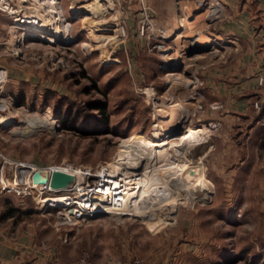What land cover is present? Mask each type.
<instances>
[{
    "label": "rangeland",
    "instance_id": "rangeland-1",
    "mask_svg": "<svg viewBox=\"0 0 264 264\" xmlns=\"http://www.w3.org/2000/svg\"><path fill=\"white\" fill-rule=\"evenodd\" d=\"M28 1L44 25L25 20L24 25L36 30L15 29L13 18L4 14L0 66L31 68L37 80L60 84L66 95L42 88L26 95L24 104L17 103L23 109L16 114H0V153L41 167L69 162L92 170L114 169L103 171L100 183L122 181L119 171L131 176L128 183L139 181L148 174L143 171L151 169L157 176L139 209L100 213L75 223H63L58 207H46L29 195L0 192V208H14V220L42 226V237L56 246L62 260L82 251L97 260L102 250L101 263L115 258L111 230L131 226L139 237L137 249L153 245L156 255L166 249L169 264H264V251L254 245L260 234L243 212L246 200L222 196L207 180L217 130L208 127L212 120L202 117L204 106L197 105L203 101L199 67L214 57L213 46L200 47L193 38L178 36L186 20L175 25V32L156 23L152 0H51V5ZM93 3L99 6L95 11L88 8ZM41 33L55 41L42 39ZM11 88L6 81L3 91L14 98L22 90L11 93ZM93 101L104 106L103 115L88 108ZM33 111H50L56 121L14 130ZM58 111L70 114L64 119ZM184 136L194 142L175 150L162 164L148 160L145 152H135L146 164L133 170L135 159L124 153L138 147V141L161 149L162 139ZM183 150L189 155L182 156ZM120 160L125 163L119 164ZM174 164L195 170L178 176L170 173ZM200 180L207 192L193 186Z\"/></svg>",
    "mask_w": 264,
    "mask_h": 264
},
{
    "label": "crops",
    "instance_id": "crops-1",
    "mask_svg": "<svg viewBox=\"0 0 264 264\" xmlns=\"http://www.w3.org/2000/svg\"><path fill=\"white\" fill-rule=\"evenodd\" d=\"M201 1L152 0L154 21L175 32V25L186 20L178 36L193 38L200 47L213 46L214 57L199 67L204 106L201 116L219 122L212 140L207 165L211 175L207 180L222 196L246 200L243 212L252 229L260 234L254 245L264 251V82H257V74H264V0H218L220 10L214 15L201 8ZM3 17L0 12V22ZM0 34L2 37L1 29ZM6 71L12 86L9 91L22 88L23 104L26 95L42 88L62 94L60 84L37 80L31 68ZM255 101L259 108L253 107ZM212 103L220 107L210 109ZM6 209L0 208V264H57L72 260L60 258L56 246L42 237V226L27 219L14 220L13 213L3 216ZM126 227L111 230L110 244L116 245L114 256L140 257L142 252L144 264H169L166 249L158 255L153 245L137 249L139 237L132 234L131 226ZM104 252L97 260L91 255L93 264L105 260Z\"/></svg>",
    "mask_w": 264,
    "mask_h": 264
},
{
    "label": "built area",
    "instance_id": "built-area-1",
    "mask_svg": "<svg viewBox=\"0 0 264 264\" xmlns=\"http://www.w3.org/2000/svg\"><path fill=\"white\" fill-rule=\"evenodd\" d=\"M49 1L51 0H40L41 5H51ZM28 4V0H0V12L13 18L14 25L12 27L15 29L24 28L21 22H17L19 18L21 20L26 17L31 21L42 23L39 15L35 11L30 10ZM200 6L207 10L208 15L217 14L220 10L218 0H202ZM48 12L52 13V9H48ZM145 19L148 20L146 13ZM24 30L27 31L29 29L24 28ZM3 44L4 40L0 34V45ZM56 62L62 66V60L58 59ZM6 81V68L0 66V114L11 116L16 114L18 109H23V106L17 104L13 96L3 91ZM257 82L259 85L263 84V73L257 74ZM199 97L201 98V94H199ZM197 106L199 109L203 108L200 102H198ZM219 107L220 105L217 103L209 104L210 109ZM253 107L259 108V103L257 101L253 102ZM207 125L210 129L215 130L219 127V122L212 120ZM261 125L264 126V119L261 121ZM36 170L48 177H50L52 171L56 170L71 174L73 179L67 187L53 189L50 187L49 181L45 183L33 182L32 174ZM103 171L111 172L114 169L101 167L99 170H92L89 167L76 166L69 162L41 167L31 162L8 159L0 153V192L6 191L16 196L29 195L38 198L37 201L43 203L46 207H58L59 217L63 220V223H75L100 213L106 214L107 209H112L113 213H118L122 209L120 203L123 200V196L128 193L127 183L131 181V176L119 171L120 175L117 177L121 178L122 181L110 179V182L103 184L98 181L99 175ZM115 171L117 172V170ZM112 174L117 175V173ZM47 198L52 200L44 201ZM55 198L62 200L55 202ZM57 264H93V261L89 252L82 251L75 259L58 262ZM102 264H144V261L140 257H115L108 259Z\"/></svg>",
    "mask_w": 264,
    "mask_h": 264
},
{
    "label": "bare ground",
    "instance_id": "bare-ground-1",
    "mask_svg": "<svg viewBox=\"0 0 264 264\" xmlns=\"http://www.w3.org/2000/svg\"><path fill=\"white\" fill-rule=\"evenodd\" d=\"M54 1L55 0H52L51 2L55 3L56 1L55 2ZM96 3H93L90 6L88 5V8L90 10L95 11L99 7ZM98 11H99V9H98ZM60 16H61V14L58 13L55 18H59ZM25 20L29 21L30 19H27L26 17H24L23 19L20 20V18H19L17 22H21V24L24 25L23 22ZM29 22L32 23L34 21H29ZM37 23H39V22H37ZM40 24L44 25L43 23H40ZM27 25L28 24L25 23V25L22 27L27 28L31 31L36 30V29L30 28L29 25L28 26ZM24 28H22V29L24 30ZM40 28L46 29L43 26H40ZM40 36L42 39H44L48 42H54L55 41L54 38L51 37L49 34L41 33ZM55 121L56 120L54 119V117L52 116L50 111H46V112H42V113H40L38 111H33V112L28 113L25 120L23 121V124L14 127V130H22V131L24 130L25 131V130H28L29 127L37 126L40 123L46 124V125L47 124L52 125L55 123ZM138 142H140L141 144L138 147L132 148V150H130V149L127 150L126 148H124V149H126V150H124L125 156L134 158L136 161L134 166H132V167L130 166L133 170L142 168V166H144V163H145V162H143V160H140V159H138V157H136L135 152H145L148 160H150L151 162L162 164V163H165L167 158L173 157V155H174L173 153L175 150H177L178 148L184 149V147L186 145L192 144L194 142V138H192L190 136H184L183 138H175L174 140H170V141L167 140L166 138H164V139H162V143H161L162 148L161 149H156L155 147L150 148L151 145L147 144V142H144V141H138ZM181 155L182 156L183 155L188 156L189 155L188 150H185V151L183 150ZM123 162H124L123 160H120L119 164L123 163ZM177 166L175 164L170 165L169 168L172 170V171H170V173L174 172V174H177L178 176L179 175L185 176L186 174H189L191 171L195 170V168L190 167V166L189 167H186V166L185 167H181V166L177 167ZM151 170H152V172H151ZM151 170L143 171V172H148V174L146 176H144L143 178H141L139 181L127 183V185L130 187L131 186L133 187V185L134 186L136 185V187H135V189L133 188V190L128 189V193L123 196V200L120 203V205L122 206V209L131 210V211L136 207L139 209V206L141 205L142 201H144V199L146 200V198L148 197V195L151 191L153 181L155 180V178L157 176L156 171H154L155 169H151ZM98 181H99V179H98ZM102 182H103V184H107L106 181H102ZM193 186L203 189V192L208 191V188H207V186L203 180H200L198 183L194 184ZM162 194H163V191H162ZM164 194H165V192H164ZM50 200H52V199H50ZM54 200H55V202H60L62 199H56L55 198ZM107 210L109 212L112 211V209H107ZM108 211H106V212H108ZM127 212H129V211H127Z\"/></svg>",
    "mask_w": 264,
    "mask_h": 264
},
{
    "label": "water",
    "instance_id": "water-1",
    "mask_svg": "<svg viewBox=\"0 0 264 264\" xmlns=\"http://www.w3.org/2000/svg\"><path fill=\"white\" fill-rule=\"evenodd\" d=\"M73 176L68 173L60 172V171H52L50 177L45 174H41L40 171L36 170L32 174V180L36 183H45L49 181L50 187L53 189L65 188L72 181Z\"/></svg>",
    "mask_w": 264,
    "mask_h": 264
},
{
    "label": "trees",
    "instance_id": "trees-1",
    "mask_svg": "<svg viewBox=\"0 0 264 264\" xmlns=\"http://www.w3.org/2000/svg\"><path fill=\"white\" fill-rule=\"evenodd\" d=\"M23 94H22V92L20 91V92H18V95L17 96H15V100H16V102L17 103H21L22 101H23ZM88 108L89 109H96L100 114H104V106L102 105V104H100L99 102H97V101H93V102H90L89 104H88ZM57 112V111H56ZM59 112V111H58ZM60 116H63V118L64 119H66V117L70 114L68 111H67V113H65V114H61V112H59L58 113ZM105 117V119H104V123H106V121H107V117L106 116H104ZM13 210H14V208H7L6 210H5V212L3 213V216H6V215H9L10 213H12L13 212Z\"/></svg>",
    "mask_w": 264,
    "mask_h": 264
}]
</instances>
